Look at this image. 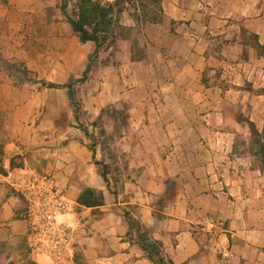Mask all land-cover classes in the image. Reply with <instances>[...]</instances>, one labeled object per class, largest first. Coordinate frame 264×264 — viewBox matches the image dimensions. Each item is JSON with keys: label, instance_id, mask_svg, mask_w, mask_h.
Masks as SVG:
<instances>
[{"label": "crops", "instance_id": "0c3cea01", "mask_svg": "<svg viewBox=\"0 0 264 264\" xmlns=\"http://www.w3.org/2000/svg\"><path fill=\"white\" fill-rule=\"evenodd\" d=\"M158 1V16L125 4L126 35L94 56L62 0H0V264H55L27 250L13 188L26 173L63 195L64 264H152L124 213L172 264H264L249 126L264 131V0ZM69 83L77 113L47 86ZM84 189L103 205H79ZM208 218L223 228L207 232Z\"/></svg>", "mask_w": 264, "mask_h": 264}, {"label": "trees", "instance_id": "16d2710c", "mask_svg": "<svg viewBox=\"0 0 264 264\" xmlns=\"http://www.w3.org/2000/svg\"><path fill=\"white\" fill-rule=\"evenodd\" d=\"M71 0H62L60 6L61 12L64 14L66 21L70 24L72 31L78 37L80 43L84 44L92 42L95 45L94 56L97 55L99 50L104 45H111L115 42L118 36V30L124 31L119 25V15L123 12L125 4L135 8L140 6L144 9L145 0H117L113 3H102L100 0H76L74 9L70 15L67 13V5ZM155 5H159L158 0H150ZM160 11V9H159ZM156 18H153L155 21ZM254 47L259 56L264 58V47L259 44H254ZM11 69V65L7 67ZM85 80V76L79 81ZM73 84L67 85H53L48 84L49 88H65L67 90V96L70 100L71 106L74 108L75 113L78 112V106L74 99ZM77 119V117H76ZM252 135V142L258 144L259 152L261 156L262 171L264 172V131L259 134L249 124ZM101 165L100 163H96ZM101 177L106 180L105 166H102ZM77 203L86 208H97L103 205V195L93 189H84L77 199ZM124 218L128 225V236L134 229L138 239V246L146 254L147 258L152 264H172L167 260L162 251L161 246L155 241H152L148 236V233L139 227V224L133 222L127 213H124Z\"/></svg>", "mask_w": 264, "mask_h": 264}, {"label": "built area", "instance_id": "2783aa9c", "mask_svg": "<svg viewBox=\"0 0 264 264\" xmlns=\"http://www.w3.org/2000/svg\"><path fill=\"white\" fill-rule=\"evenodd\" d=\"M13 188L25 203L23 219L28 224L26 246L29 254L47 257L55 264L67 262L69 234L57 220L65 210V201L54 181L48 175L26 173ZM202 227L211 233L222 229L223 223L208 218Z\"/></svg>", "mask_w": 264, "mask_h": 264}, {"label": "rangeland", "instance_id": "374dc122", "mask_svg": "<svg viewBox=\"0 0 264 264\" xmlns=\"http://www.w3.org/2000/svg\"><path fill=\"white\" fill-rule=\"evenodd\" d=\"M75 3H76V0H71V1L68 3V5H67V11H68V13H71V11L74 9ZM144 4H145V5H149V6L152 7V14H151V15L156 14V15L158 16V13H157L158 11H157V6H156V5H153V3L150 2V0H145V1H144ZM149 17H152V16H149ZM118 34H119V35H122V36H125V35H126V33H123V31H120V30H118ZM16 69H17V66L14 65V66H13L11 69H9V70L14 71V70H16ZM20 73H21V74H20V77H21V78L24 77L25 79H27V77L24 75V73H23L22 71H20ZM92 142H93V141H92ZM259 147H260V146H259L258 144L252 142V150H254V151L256 152V154H257V157H256L255 161H256V163H257L258 166L261 165V156H260V152H259ZM21 248H22V250H23V254H25V253H26V251H25V245H22ZM19 256H21V258H22V254L19 255ZM15 259H18V260L20 261V257H17V258H15ZM24 264H28V263L25 262Z\"/></svg>", "mask_w": 264, "mask_h": 264}]
</instances>
